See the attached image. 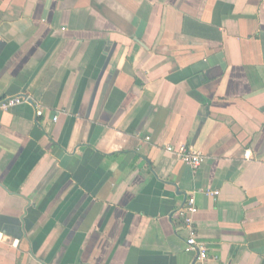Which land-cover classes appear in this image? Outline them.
<instances>
[{
	"label": "crops",
	"instance_id": "1",
	"mask_svg": "<svg viewBox=\"0 0 264 264\" xmlns=\"http://www.w3.org/2000/svg\"><path fill=\"white\" fill-rule=\"evenodd\" d=\"M21 95L43 115L0 112V264H192V193L203 264H264V0H0Z\"/></svg>",
	"mask_w": 264,
	"mask_h": 264
},
{
	"label": "built area",
	"instance_id": "2",
	"mask_svg": "<svg viewBox=\"0 0 264 264\" xmlns=\"http://www.w3.org/2000/svg\"><path fill=\"white\" fill-rule=\"evenodd\" d=\"M22 104L31 105L34 108L36 117H41L43 115L41 105L34 104L31 97L27 95L0 98V112H8L16 106ZM56 120L57 117H54L53 121L55 122ZM145 140L148 141L149 138H146ZM164 151L166 153L173 154L179 161L184 163L193 171L198 169L205 159V156L201 153V151H196L192 147H186L184 145L179 148L166 145L164 147ZM206 195L217 196L218 192H206ZM196 213L197 207L195 205L194 193H192L187 196L184 204L176 212V215L182 226L187 231V236L184 239V251L193 255L192 264H203L207 260L208 248L205 243L198 241L196 238L195 225L193 223Z\"/></svg>",
	"mask_w": 264,
	"mask_h": 264
}]
</instances>
